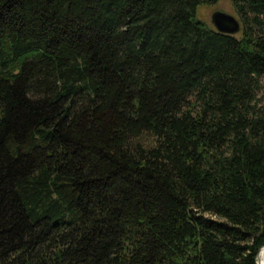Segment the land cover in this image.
Segmentation results:
<instances>
[{
    "label": "trees",
    "instance_id": "obj_1",
    "mask_svg": "<svg viewBox=\"0 0 264 264\" xmlns=\"http://www.w3.org/2000/svg\"><path fill=\"white\" fill-rule=\"evenodd\" d=\"M218 1L0 0V264H264V0Z\"/></svg>",
    "mask_w": 264,
    "mask_h": 264
},
{
    "label": "water",
    "instance_id": "obj_2",
    "mask_svg": "<svg viewBox=\"0 0 264 264\" xmlns=\"http://www.w3.org/2000/svg\"><path fill=\"white\" fill-rule=\"evenodd\" d=\"M210 23L215 32L224 35H230V36L235 35L240 29L239 23L236 19H234L232 16H229L221 12H213L210 15ZM261 250H264V247ZM263 258H264V253H263ZM262 264H263V259H262Z\"/></svg>",
    "mask_w": 264,
    "mask_h": 264
},
{
    "label": "rangeland",
    "instance_id": "obj_3",
    "mask_svg": "<svg viewBox=\"0 0 264 264\" xmlns=\"http://www.w3.org/2000/svg\"><path fill=\"white\" fill-rule=\"evenodd\" d=\"M213 12H221L232 16L236 19L235 14L233 13L229 0H219L218 3L214 6H201L196 9V18L201 21L206 28L213 29L210 23V15ZM237 20V19H236ZM236 37L239 36V31L235 34Z\"/></svg>",
    "mask_w": 264,
    "mask_h": 264
},
{
    "label": "bare ground",
    "instance_id": "obj_4",
    "mask_svg": "<svg viewBox=\"0 0 264 264\" xmlns=\"http://www.w3.org/2000/svg\"><path fill=\"white\" fill-rule=\"evenodd\" d=\"M263 251H264V250H261V252H263ZM261 252H260V253H261ZM259 255H260V254H259ZM259 255H258V258H259ZM257 264H258V261H257Z\"/></svg>",
    "mask_w": 264,
    "mask_h": 264
}]
</instances>
